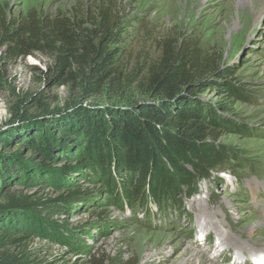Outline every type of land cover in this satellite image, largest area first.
<instances>
[{"label": "rangeland", "instance_id": "374dc122", "mask_svg": "<svg viewBox=\"0 0 264 264\" xmlns=\"http://www.w3.org/2000/svg\"><path fill=\"white\" fill-rule=\"evenodd\" d=\"M101 2L117 12L116 36L106 45L116 54L113 79L82 104L127 107L148 100L139 84L163 51L196 44L209 67L228 70L226 81L247 99L223 92L222 86L199 95L205 104L227 108L222 117L237 130L224 129L219 143L235 160L200 181L195 195L164 208L154 202L131 204L134 184L123 176L107 184L104 173L78 161L23 165L21 181L10 184L13 190L57 203L20 218L30 259L38 264H177L181 253L193 249L209 254L215 264H245L264 256L257 241L264 234V0H0V13L12 19L35 10L50 17L77 15L85 22ZM190 10L191 19L185 15ZM4 50L0 46V130L9 129L11 109L23 97L30 98L31 115L37 113L31 95L50 104L53 113L78 98L82 81L56 86L51 75L43 77L51 63L43 55L8 61ZM74 190L81 192L72 196ZM200 206L217 217L212 226L203 225L210 219ZM215 226L232 237L230 245H220ZM249 231L254 232L250 241L240 237L239 232Z\"/></svg>", "mask_w": 264, "mask_h": 264}, {"label": "trees", "instance_id": "16d2710c", "mask_svg": "<svg viewBox=\"0 0 264 264\" xmlns=\"http://www.w3.org/2000/svg\"><path fill=\"white\" fill-rule=\"evenodd\" d=\"M114 8L101 2L92 20L85 22L77 15L50 17L35 10L12 19L0 13L4 59L39 53L51 62L41 74L51 75L56 86L82 81L78 98L65 103L68 112L53 116L50 104L31 95L37 107L31 115L26 106L30 98L23 97L11 109L9 129L0 130V264H38L26 249L28 236L20 218L57 204L13 190L10 184L21 181L23 165L78 161L104 173L107 184L118 176L134 184L131 204L154 202L164 208L195 195L200 181L235 160L219 143L224 129L237 130L222 117L227 108L205 104L199 95L222 86L223 92L247 99L226 81L228 70L209 67L196 44L163 51L139 84L148 100L127 107L82 104L112 82L116 54L106 45L116 36ZM179 94L182 97L171 102ZM80 192L74 190L72 196Z\"/></svg>", "mask_w": 264, "mask_h": 264}, {"label": "bare ground", "instance_id": "6f19581e", "mask_svg": "<svg viewBox=\"0 0 264 264\" xmlns=\"http://www.w3.org/2000/svg\"><path fill=\"white\" fill-rule=\"evenodd\" d=\"M192 13H193V11L190 10L189 12H186L185 15H187V17L189 19H191ZM254 186H256V185L254 184ZM200 213L206 215L210 219L208 222H204L203 223V225H205L207 227H210V226H212L214 224L212 222V220H217V217L212 212L207 211V209L205 207H201L200 208ZM215 227H216V230H217L216 231V233H217L216 235L219 238H221V240H219L220 245H222V246L224 244L230 245L229 242L231 241L232 237L230 235H228L226 232H222L219 227H217V226H215ZM239 233L241 234L240 237L246 236L247 238H249L248 240L250 241L251 238L253 237V233L254 232L249 231V233H244V232L243 233L239 232ZM257 241H258V243L260 245H264V234L261 233V235L258 236ZM233 242H237V241L233 240ZM246 247L249 248V246H247V245H239L238 249L239 250H242V249L246 250ZM221 255L222 254H218L217 256H221ZM253 262H254V264H264V256H261V257L255 259V260H253ZM233 263H236V262H233ZM251 263H250V261H246L245 262V264H251ZM177 264H215V260H214V258H211L209 254L208 255L201 254V253H199V252H197V251H195L193 249V250H189V251L185 250L183 253H181V255L179 256Z\"/></svg>", "mask_w": 264, "mask_h": 264}, {"label": "water", "instance_id": "95a60500", "mask_svg": "<svg viewBox=\"0 0 264 264\" xmlns=\"http://www.w3.org/2000/svg\"><path fill=\"white\" fill-rule=\"evenodd\" d=\"M182 95L183 94H179V95H177L171 102H175V101H177L178 99H180L181 97H182ZM65 112H68V111H65V110H63L61 113L59 112V113H53V111H52V113H51V115H53V116H58V115H62V114H64Z\"/></svg>", "mask_w": 264, "mask_h": 264}]
</instances>
